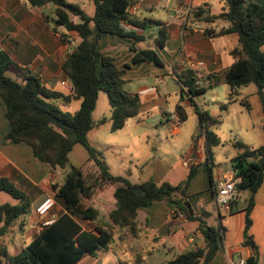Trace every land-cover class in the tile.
<instances>
[{
    "label": "trees",
    "instance_id": "trees-1",
    "mask_svg": "<svg viewBox=\"0 0 264 264\" xmlns=\"http://www.w3.org/2000/svg\"><path fill=\"white\" fill-rule=\"evenodd\" d=\"M26 1L38 8L53 5L54 24L76 32L81 38L63 66L72 83V94L69 96L46 88L35 76H28L23 84L10 78L6 73L12 62L9 55L0 50V96L6 105V116L10 123L5 142L26 143L32 147L34 156L49 164L53 172H65L63 183L54 186V190L66 213L44 226L34 241L11 256L4 237L28 214L30 199L9 179L1 178L0 193L8 194L17 203L0 202V264H79L86 257H95L99 251L110 247L115 235L112 228L125 229L132 237H140L138 211L158 201L167 202L173 210L181 212L185 219L197 221L205 240L204 247L179 254L168 264H212L223 244L225 228L210 226L205 219L209 214L204 211L199 214L193 211V215H190L184 205L189 202L188 189L197 174V168L191 167L187 178L178 185L169 182L158 184L154 181L134 184L126 177L112 175L103 154L93 148L88 140V134L95 126L93 112L100 92L107 94L112 108L111 116L103 118L100 123L111 122L113 132L122 130L130 119L137 117L141 107L139 97L124 90L126 81L122 77L123 71L117 67L114 58L101 53L103 36L111 34L132 38L134 42L130 49L134 53V63L146 62L162 66L156 51L137 47L139 42L144 41V37L124 28L129 23L145 29L149 23L157 22L141 23L134 20L129 10L136 4L135 0H91L95 5L92 17L79 5L67 0ZM222 2L219 14L203 19L206 23H223L219 29L206 28L205 35L209 38L234 35L238 39V47L231 53L236 62L223 77L229 87V94L221 109L225 110L229 104L238 101L241 89L255 85L262 106L264 135V6L251 0ZM205 12L204 8H200L196 18L200 19ZM70 15L81 17L82 23L75 24ZM167 39L166 30L161 28L156 43L163 48ZM178 77L184 95H189L190 103L198 114L201 131L199 136H204L211 175L213 148L222 144L213 128L222 124V117L198 109L196 99L206 93V89L197 83L200 79L195 71L185 67ZM216 78L215 84H218L220 80ZM58 99L65 102L77 99L82 104L75 113L65 112L57 105ZM240 104L248 110L252 109L247 99L240 100ZM176 111L182 122L188 119L183 106L178 105ZM76 145L84 147L88 154L86 166L75 167L70 164L69 154ZM237 145L239 151L233 159L232 168L241 182L236 189L237 192L249 193L245 208L243 246L257 250L250 234L253 224L251 213L255 206V195L264 181V143L256 148L242 143ZM103 191L113 200L114 209L110 212L95 199ZM99 219L107 221L112 228L97 227L95 231H91L80 223ZM254 264H259L258 259Z\"/></svg>",
    "mask_w": 264,
    "mask_h": 264
},
{
    "label": "crops",
    "instance_id": "crops-1",
    "mask_svg": "<svg viewBox=\"0 0 264 264\" xmlns=\"http://www.w3.org/2000/svg\"><path fill=\"white\" fill-rule=\"evenodd\" d=\"M67 1L71 4H80L79 6L85 12V0ZM88 1L93 3L91 0ZM135 1L136 4L132 7L135 10H129L132 18L141 23H149V21L157 23H149L145 29L127 23L125 24V29L143 36L144 41L139 42L137 47L156 51L163 65L159 66L146 62L134 63V53L130 49V45L133 44L134 40L127 36L104 35L100 43V51L103 55L114 58L117 67L123 71L122 77L125 81H144L145 84L139 85L135 94L131 93V95H137L141 103L139 115L132 118L136 119L133 128L138 131V134H144L146 131H143L142 128H148L147 123L154 119H159L161 124H164V127L172 129L169 116L171 113L177 112L176 107L178 105L183 106L187 113L194 109L190 103L189 95L186 93L184 95L183 86L178 77L179 73L185 67H188L190 60L204 63L200 79L209 78V85H212V88L217 87L221 82L225 84L223 81L224 74L236 62L231 53L238 47V39L234 35L213 39L205 35L207 27L219 29L223 25L222 22L211 24L203 21L205 17L221 12L222 0ZM251 1L264 6V0ZM200 8H204L206 12L199 19L196 18V14ZM54 9L53 5H47L42 8L34 7L26 0H0V50L5 51L12 62V66L6 73L10 78L23 84L28 76H35L40 79L46 88L59 92L64 96H69L72 94V83L63 66L75 47L81 42V38L76 32L67 31L64 27H58L54 24ZM70 18L75 24L83 21L81 17L75 15H70ZM151 26H158V32L148 35L147 32ZM161 28H164L168 34V39L163 48L156 43V38ZM228 57L230 60H227ZM225 58L227 59L225 60ZM127 65L129 67H126ZM216 77L220 80L218 84H215ZM152 78L155 79L154 83L149 84ZM168 79L174 80L180 86V93L178 90L174 91L172 89ZM63 82H66L67 85L64 86ZM159 83L165 86V93L158 86ZM61 89L66 91V93H63ZM150 89L154 90L151 91ZM56 103L63 111L75 113L80 109L82 101L72 99L70 102H65L63 99H58ZM98 103L99 96L96 109L93 112L95 126L88 136L93 132H97L96 135L99 138L100 121L106 117L104 115L99 118L98 114H96ZM218 104L222 106L224 103L218 102ZM260 108L261 134L259 146L264 143L262 106ZM111 114L112 108L110 106L108 117ZM214 116H221L223 120V115ZM109 123L111 124V122ZM9 131L10 123L6 116V105L0 96V179H9L30 199L28 214L23 216L20 224L4 237V243L8 248L9 254L14 256L39 236L43 229V223L47 221L53 222L66 213L63 203L56 197V191L54 190V186L63 183L60 182V174H65V172H53L49 164L41 162L34 156L32 147L26 143H6L5 138ZM197 135L192 137V148L185 153V158H183V168L187 172L184 173L176 185L187 178L191 167L198 169V173L188 189V201L196 214L204 211L209 214L208 216H211L213 215L212 211L208 208H213L214 218L216 217L217 220V225H214V227L222 226L225 228L223 244L212 264H238L240 260H248L250 258L253 248L243 246L246 227L245 208L249 193L246 191L237 192V196L231 202L229 208L218 206L215 192L222 181L235 174L232 168L233 161L229 170L220 168L214 171L215 165H212L211 175L209 173L208 176L206 173L207 159L204 136H199L201 131ZM221 145L224 144L222 143ZM245 145L250 147L248 144ZM108 147L116 148L119 146L111 144ZM237 154L238 152L235 153L234 158ZM88 158L86 150L81 145H76L69 154L70 164L75 167L86 166ZM148 161L149 159H144L142 164L150 165ZM184 161H188L189 167L184 166ZM105 162L108 165L106 160ZM119 164L120 162L115 163V167L108 165L112 175L126 176L135 184L148 182L144 179L142 180L144 175L142 170L137 177L140 181H137L132 171H121L120 167L123 166ZM166 182L170 183V181ZM2 195L5 196L3 203H17L15 199L5 193H0V201L2 200ZM242 195H245L243 203L241 202ZM47 197H54L55 206L48 216L39 217L36 213V208ZM95 199L107 212L114 209L113 200H111L106 191L98 194ZM251 219L253 224L250 234L253 236L258 248L257 250L254 249L256 251L255 261L258 259L259 264H264V181L255 195V206L251 213ZM80 223L84 228L91 231H95L97 227L112 228L107 221L102 219L95 222L81 221ZM138 223L141 231L140 237L131 236L136 242L129 249L132 253L136 252V255L123 253L127 249L121 247L130 233L125 229L112 228L115 232L114 241L108 249L101 251L112 255L116 262L115 264H168L179 254L205 246V240L199 230V223L185 219L181 212L173 210L167 202L158 201L150 206L140 208L138 211ZM195 224L198 225L194 226ZM141 240H144V242H140ZM152 243L156 246H151ZM116 248L121 252V256L115 253ZM140 249L146 252V257L139 255ZM162 249H169L173 254V258L162 260L159 256H156V251L161 252ZM97 255L95 257H86L79 264H96L98 261ZM236 257L238 258L237 260Z\"/></svg>",
    "mask_w": 264,
    "mask_h": 264
},
{
    "label": "rangeland",
    "instance_id": "rangeland-1",
    "mask_svg": "<svg viewBox=\"0 0 264 264\" xmlns=\"http://www.w3.org/2000/svg\"><path fill=\"white\" fill-rule=\"evenodd\" d=\"M76 2V0H70ZM85 12L88 16L92 17L95 14V5L90 1L85 0ZM79 3V2H77ZM80 5V4H79ZM158 32V26H151L147 34H155ZM264 49V47H263ZM227 58H225L226 60ZM227 60H230L228 57ZM155 79H150L149 84H153ZM202 80V79H201ZM158 83V82H156ZM169 85L180 93V86L172 79H168ZM144 81L141 82H127L124 85V90L129 94H135L139 85H144ZM159 87L165 93L166 88L162 83L158 84ZM202 86L205 87L206 93L197 98V107L199 110H205L211 115H223V123L213 131L217 133L224 145L213 148V165H215L214 171L222 168L229 170L231 168V162L234 159V155L239 151L238 143L248 144L250 147H258L260 144L261 134V104L259 102L258 90L255 85H249L240 90L238 101L229 104L227 109L222 110L221 105L218 102L226 103L229 87L220 83L217 87L212 88L209 85V80L206 78L202 80ZM63 93H66L61 89ZM181 96V95H180ZM247 99L252 105V111L241 106L240 100ZM110 105L108 102V96L104 92H100L99 103L96 114L98 117L105 115L109 118ZM156 113V111H155ZM136 119L130 120L128 125L117 132L111 131V124L109 122L100 125L99 138L97 132H93L88 136V140L93 148L101 152L105 157L110 167H115V163L120 162L121 171H132L134 178H139V172H144L142 180H152L158 184L166 181H170L171 184L176 185L186 169L183 168V158L193 145L192 137L198 136L199 133V117L195 108L188 113V119L182 122L181 129L178 134H173L171 128L164 127L159 119H154L147 123L148 128L143 127L144 134H138L133 126ZM138 134V135H137ZM137 135V136H136ZM140 135V136H139ZM139 136V137H138ZM117 144L119 147L109 148L108 145ZM134 158H133V156ZM144 159H149L148 164H142ZM151 161V162H150ZM70 168H68L69 171ZM198 173V169H197ZM206 173L209 176L210 166L206 162ZM126 177V176H125ZM65 179V174H60V182ZM132 182V181H131ZM134 183V182H132ZM135 184V183H134ZM242 203L244 202L245 195H242ZM5 196L2 195L1 203L4 202ZM212 211L211 216L206 217V222L210 225H217L216 217L214 218L213 208H208ZM195 224L194 226H197ZM5 240V239H4ZM5 242V241H4ZM136 242L135 239L129 235L127 239L122 243L123 248L127 249L123 253L127 255L134 254L129 249ZM140 242H144L141 240ZM155 247V244H151ZM115 248V247H114ZM21 252V251H20ZM115 253L121 256V252L116 248ZM139 255L147 256L146 252L140 249ZM156 256H159L162 260H170L173 258V254L169 249H162L161 252L156 251ZM160 253V254H159ZM98 261L96 264H115V260L112 255L104 251L98 252ZM136 259V257L134 256ZM238 258L236 257V260Z\"/></svg>",
    "mask_w": 264,
    "mask_h": 264
},
{
    "label": "built area",
    "instance_id": "built-area-1",
    "mask_svg": "<svg viewBox=\"0 0 264 264\" xmlns=\"http://www.w3.org/2000/svg\"><path fill=\"white\" fill-rule=\"evenodd\" d=\"M130 9H134L135 10V8H130ZM124 28H126L125 25H124ZM188 67L197 73V75L199 76V79L201 78L200 77L201 70L204 68V63L203 62L190 60L188 62ZM197 83L201 84V79ZM62 84L64 86L67 85L66 82H63ZM150 90L153 91L154 89H150ZM169 119H170V122L172 124V132L174 134H176L181 129L182 119H181L180 115L177 112L171 113L170 116H169ZM184 166L185 167H189L188 161H184ZM240 182H241V179L238 178L234 174V175H232L230 177H227L224 181H222L219 184V186L216 189V193H215L216 202H217L219 207H221V208H229V206L231 205V202H233L235 200L236 196H237L236 186ZM54 206H55L54 197H47L36 208V213H37V215L39 217L48 216ZM50 223H52V222H48L47 221V222L43 223V227L48 225V224H50ZM238 264H247V260L246 259H242V260H240V262Z\"/></svg>",
    "mask_w": 264,
    "mask_h": 264
},
{
    "label": "water",
    "instance_id": "water-1",
    "mask_svg": "<svg viewBox=\"0 0 264 264\" xmlns=\"http://www.w3.org/2000/svg\"><path fill=\"white\" fill-rule=\"evenodd\" d=\"M184 205L187 207L190 215H193V208H192L191 204L189 202H185ZM255 259H256V251L254 250V248H252V254H251L250 258L247 260V264H254Z\"/></svg>",
    "mask_w": 264,
    "mask_h": 264
}]
</instances>
